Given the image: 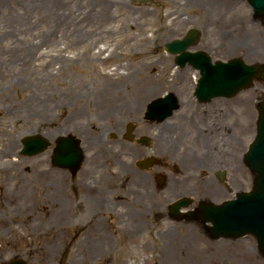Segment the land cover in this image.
I'll return each mask as SVG.
<instances>
[{
	"label": "rangeland",
	"instance_id": "obj_1",
	"mask_svg": "<svg viewBox=\"0 0 264 264\" xmlns=\"http://www.w3.org/2000/svg\"><path fill=\"white\" fill-rule=\"evenodd\" d=\"M251 18L246 0H0V227L34 217L29 235L17 227L0 233V260L17 253L28 264H264L253 235L210 238L195 220L164 221L157 238L153 228L129 230L119 224L103 228L102 216L111 212H91L85 201L79 203L86 186L69 172L66 204L54 212L48 208L49 197L37 185L43 171L32 175L38 163L44 166L48 150L34 155L12 153L23 135L31 132L51 140L65 131L80 139L92 135L85 121L90 109L107 108L115 94L152 99L181 82L189 90L198 70L190 64L176 65L175 55L163 45L183 36L191 26L200 32L194 49L205 50L213 59L239 56L246 62H264L262 26L257 28V51L248 56L244 46L239 47L256 32L252 26L242 27ZM226 22L240 27L227 31L225 40L224 30L230 28ZM99 130L95 134L106 133ZM101 151L100 161H109L110 150ZM239 167L241 174L234 179L230 173L226 181L209 176L207 190L219 187L213 194L204 192L198 180L213 168L188 174L178 163L177 169L170 167L172 173L164 170L166 180L179 182L175 191L168 185L158 192L146 183L129 184L114 171L116 166L100 169L91 187L113 188L118 193L128 186L138 187L146 200L162 195L161 205L178 194L191 196L194 202L202 197L218 202L235 189L251 186L249 169L245 164ZM232 168L227 164L224 169ZM31 177L36 183L31 213L9 212L11 203L16 205L19 195L27 191ZM58 216L66 218L64 226L55 222ZM95 216L101 217V226Z\"/></svg>",
	"mask_w": 264,
	"mask_h": 264
},
{
	"label": "flooded vegetation",
	"instance_id": "obj_2",
	"mask_svg": "<svg viewBox=\"0 0 264 264\" xmlns=\"http://www.w3.org/2000/svg\"><path fill=\"white\" fill-rule=\"evenodd\" d=\"M251 15L249 24L242 27L248 29L249 26H252L256 29L257 35L254 32L251 33V39H249L250 41L246 40L245 45L237 43L239 47L244 46V51L248 56L257 51L256 43L259 38L257 28L260 26L264 28V16ZM237 20V22H244L242 19ZM227 24L230 25V28L224 30L225 40L228 39L227 31L236 32L240 27V24L236 22L234 25L233 22H226ZM221 46H226L223 41ZM212 48L215 52L214 45ZM181 84L182 82L180 86L176 84L174 89L172 88L177 96V107L163 119L157 117L160 116L159 113L151 116V113L148 112L146 106L151 100L148 98L126 99L115 94L109 100L107 108L90 109L85 121L89 124L91 129L89 133L92 135L88 134L85 139H80L77 135L84 156L74 172L68 167L54 163L55 136L47 147L44 166L41 167L38 163L39 167L32 172L34 176L39 171H43V176L39 177L37 185L42 187L45 196L49 197L46 200L48 208H53L54 212H58L65 206L68 186L67 172H69L72 178L78 175V183L86 186V190L79 196L84 200H78L79 203L85 201V207L91 212L101 209L111 212V214L100 215L102 223H104L103 228L112 227L113 224L122 225L129 230L139 229L142 231L144 228H153L152 234L155 235L153 237L157 238L159 237L158 230L164 226V221H181L175 218L179 210L173 209L172 206L176 198L181 195L178 194L161 205L162 195L157 193L155 198L151 197L146 200L145 193H141L138 187L130 188L131 186H128L119 193L117 189L113 188L93 189L94 187L92 188L91 185L100 169L113 170V167L116 166L114 171H117V174L119 172L123 181L129 184L146 183L150 185L151 190L158 192L163 190L162 188L166 185L173 191L178 188L179 182L173 179L166 180L167 176L164 172L166 169V172L172 173L170 167L173 166L177 169V163L188 169V174L191 170L198 173L201 170H212L213 168L210 174L206 173L198 178L202 183L204 182L202 184V187L205 185L203 191L212 192V194L217 193L219 187L217 188L215 185L207 190L206 186L210 181V175L219 181H226L229 173L231 179L238 177L241 174L239 166L244 163L243 153L255 135L261 104L264 103V79L256 78L249 87L232 95H216L206 100H201L196 96L194 92L195 80L189 90ZM99 129L106 130V133L103 136L95 134L100 131ZM103 148L110 150L107 156L110 160L105 163L100 161L103 156L99 157L103 153L101 151ZM7 150H4L2 154H6ZM10 152L11 150L8 153ZM18 152L19 148L15 152L12 150V153ZM3 159L5 157H1V160ZM227 164L233 165L230 172L224 169ZM29 181L27 191L24 192L27 195L24 193L19 195L20 197L15 202L16 205L11 203L9 212H16L20 215L31 213V205L35 203V197L32 196L31 191L34 192L36 183L32 177ZM101 182L107 184L105 180ZM200 199L196 202L192 201L191 207L193 208ZM10 214L7 217H11ZM28 216L27 221L22 216H20L21 220H17L15 223L11 220L9 226L0 227V233L2 234L5 228L7 231V229L13 230L14 227H17L19 232L29 235V232L33 231L34 217ZM49 216H51L50 213L47 218L51 219ZM100 218L95 220L97 226L102 225ZM57 221L59 225L67 223L66 218H62V216H58L55 222ZM201 226L205 231L203 224ZM140 233L136 232V234ZM100 234L105 236V231L102 233L101 230ZM16 257L23 258L28 264L25 256L17 253L3 258L0 260V264H5Z\"/></svg>",
	"mask_w": 264,
	"mask_h": 264
},
{
	"label": "water",
	"instance_id": "obj_3",
	"mask_svg": "<svg viewBox=\"0 0 264 264\" xmlns=\"http://www.w3.org/2000/svg\"><path fill=\"white\" fill-rule=\"evenodd\" d=\"M256 16L264 15V0H247ZM196 27L188 29L182 38H175L164 43V48L176 54L175 62L184 65L186 62L199 70L195 92L200 96L215 93L232 94L248 86L253 76L263 72L259 63H245L239 58L226 61H211L203 50H190L199 37ZM177 97L172 91L151 101L149 112L163 109L158 116L163 119L171 109L177 106ZM256 137L245 154V161L254 175L251 189L238 192L235 197L220 203L201 201L194 216L206 222V228L212 237H237L253 234L260 251L264 254V109L260 111ZM78 139L72 134L60 136L53 158L56 163L75 169L82 159ZM47 139L41 134H29L22 138L21 153L35 154L47 147ZM187 199L176 201L174 207L185 206ZM189 215L190 211L180 212ZM6 264H26L22 259L15 258Z\"/></svg>",
	"mask_w": 264,
	"mask_h": 264
},
{
	"label": "bare ground",
	"instance_id": "obj_4",
	"mask_svg": "<svg viewBox=\"0 0 264 264\" xmlns=\"http://www.w3.org/2000/svg\"><path fill=\"white\" fill-rule=\"evenodd\" d=\"M191 175L194 176L193 174H191ZM203 183H204V182H203ZM203 183H202V184H203ZM208 184H209V183H208ZM204 186H205V185H204ZM204 186H203V187H204ZM207 186H208V185H207ZM235 190H237V189H235Z\"/></svg>",
	"mask_w": 264,
	"mask_h": 264
}]
</instances>
